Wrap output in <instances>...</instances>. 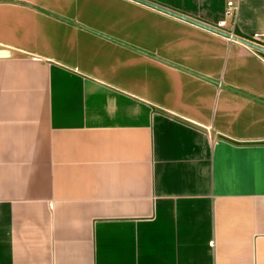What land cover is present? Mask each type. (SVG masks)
<instances>
[{
	"label": "crops",
	"instance_id": "crops-1",
	"mask_svg": "<svg viewBox=\"0 0 264 264\" xmlns=\"http://www.w3.org/2000/svg\"><path fill=\"white\" fill-rule=\"evenodd\" d=\"M0 49V264H264L259 50L137 0H0Z\"/></svg>",
	"mask_w": 264,
	"mask_h": 264
},
{
	"label": "water",
	"instance_id": "water-1",
	"mask_svg": "<svg viewBox=\"0 0 264 264\" xmlns=\"http://www.w3.org/2000/svg\"><path fill=\"white\" fill-rule=\"evenodd\" d=\"M137 1L143 2V3L147 4V5H150V6H153V7L157 8V9L163 10V11H165L167 13H170V14H173V15L178 16L180 18H183L185 20L191 21V22L196 23V24H198V25H200L202 27H205L207 29L213 30V31H215L217 33H220V34H223L225 36H229V37H231L233 39L239 40V41L247 44L248 46H250V47H252V48H254L256 50L264 52V44L261 43V42H258V41L252 40L250 38L244 37L242 35L236 34V33L232 32V31H230V30H228L226 28H223L221 26L208 23V22H206L204 20L198 19V18H196L194 16H191L189 14L180 12L178 10H175L173 8H170L168 6H165L163 4L155 2L153 0H137ZM0 54H5V52L2 49H0Z\"/></svg>",
	"mask_w": 264,
	"mask_h": 264
},
{
	"label": "built area",
	"instance_id": "built-area-1",
	"mask_svg": "<svg viewBox=\"0 0 264 264\" xmlns=\"http://www.w3.org/2000/svg\"><path fill=\"white\" fill-rule=\"evenodd\" d=\"M237 7H238V0H225V16L227 18H231V23L234 22ZM223 23H224V20L222 21V24H219L218 26H221L224 28Z\"/></svg>",
	"mask_w": 264,
	"mask_h": 264
},
{
	"label": "trees",
	"instance_id": "trees-1",
	"mask_svg": "<svg viewBox=\"0 0 264 264\" xmlns=\"http://www.w3.org/2000/svg\"><path fill=\"white\" fill-rule=\"evenodd\" d=\"M237 34H239V35H242L243 36V34L241 33V32H239L238 30L237 31H235ZM246 37V36H245ZM264 44V43H263ZM257 52H259L260 54H262V55H264V52H261V51H257Z\"/></svg>",
	"mask_w": 264,
	"mask_h": 264
}]
</instances>
